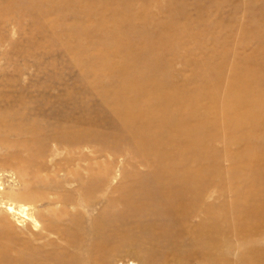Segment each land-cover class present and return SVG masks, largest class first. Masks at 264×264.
<instances>
[{
	"label": "bare ground",
	"instance_id": "obj_1",
	"mask_svg": "<svg viewBox=\"0 0 264 264\" xmlns=\"http://www.w3.org/2000/svg\"><path fill=\"white\" fill-rule=\"evenodd\" d=\"M165 1L24 0L49 40L72 39L56 47L88 58L86 89L38 118L0 91V143L30 151L0 182V264H264V54L234 44L255 35L239 0H194L195 18Z\"/></svg>",
	"mask_w": 264,
	"mask_h": 264
},
{
	"label": "rangeland",
	"instance_id": "obj_2",
	"mask_svg": "<svg viewBox=\"0 0 264 264\" xmlns=\"http://www.w3.org/2000/svg\"><path fill=\"white\" fill-rule=\"evenodd\" d=\"M199 1L206 6L210 4V0ZM239 1L241 9L239 8L237 10V17L241 19L239 21L243 22L244 25H248L249 32L255 31V35L247 38L245 41H241L240 38H235L234 44L240 51V54H244L245 56L249 51L255 48L264 54V0ZM251 1L254 13L246 11V6L248 3L251 4ZM156 4H160L163 11L161 14L168 12V2L166 3L165 0H157ZM135 5L139 7L141 2H137ZM158 5L156 7L154 6L157 12H159ZM187 9L192 18L197 16L194 0H188ZM235 9L234 4L223 3L216 12V17L223 19L224 22H229L231 20L230 18L233 17L235 13ZM51 15L54 14L51 13ZM209 15L211 17L215 16L213 10L209 12ZM214 18H211V20L214 21ZM252 19H254L253 25L250 24ZM38 23L34 22L32 19L28 8L24 4V0H0V91L8 94V96L13 92V96L20 95L26 102L29 101L33 113L37 118L41 106L46 108L49 107L48 111L52 109L54 111L56 110L55 112L58 113L60 110H69L70 106L65 107L60 103H56V101L63 99L65 95L67 96L70 90L77 91L80 94L86 89L84 88L82 78L83 70L81 68V63L88 59L78 55L79 52H72L70 54L64 53L66 46L72 39L68 41V44H58L54 40L51 41L49 40L48 32L42 30L40 27L41 24ZM195 27L199 28L198 26ZM232 28H234V26H232ZM235 30L237 29L235 28ZM55 31L56 33H61L62 28L57 27ZM55 45H60L61 48L65 49L61 50ZM254 58H258V56L254 55ZM178 61L179 60H176L174 63V68H176L179 74L178 79H185L186 76L188 77L190 74V68H186ZM59 108L62 109L59 110ZM66 108L68 110H66ZM0 110H3L2 106H0ZM53 113L54 112H52V114ZM39 120L43 121L44 124H49L56 121V118L53 116L44 117L43 114H41ZM36 121L38 122V120ZM8 141H4L3 145V141L0 143V182L3 183V186H7V184L10 183V170L17 166L19 155H23L24 157L30 155V151L27 150L20 152L21 147H19L16 138L11 137ZM121 168H123V166ZM118 173H120V170H118ZM117 179H120V175ZM101 206L102 204H98L93 210L94 213H98ZM26 224L27 223H17V227L20 233H29L27 235L29 236L31 231L29 230L28 224L27 226ZM20 230L23 231L21 232ZM260 242L264 244V241ZM14 247L16 250L22 251L23 247L20 243V238L17 239ZM119 258L120 259L115 261L116 264H124L129 259L124 255ZM202 261L203 260L192 258L191 263L204 264ZM234 263H236V261H234Z\"/></svg>",
	"mask_w": 264,
	"mask_h": 264
}]
</instances>
